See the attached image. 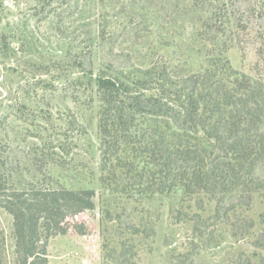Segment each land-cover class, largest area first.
I'll return each mask as SVG.
<instances>
[{
    "label": "rangeland",
    "instance_id": "1",
    "mask_svg": "<svg viewBox=\"0 0 264 264\" xmlns=\"http://www.w3.org/2000/svg\"><path fill=\"white\" fill-rule=\"evenodd\" d=\"M190 2L0 0V46L6 34L10 48L7 55L0 49V190L96 191V207L70 219L85 223L86 233L70 228L49 239L50 264L264 263V248L253 243L264 231L259 191L223 219L204 193L162 191L160 165L139 147L152 139L151 119L138 120L141 141L128 139L135 141L115 147L109 159L103 152L99 70L170 66L181 76L217 60L234 70L233 82L264 78V55L256 53L262 41L220 48L215 33L208 39L210 12L192 11ZM255 172L264 178V161ZM236 183L240 191L244 183ZM237 218L255 221L249 234L234 233ZM15 250L13 216L0 206V264H19Z\"/></svg>",
    "mask_w": 264,
    "mask_h": 264
},
{
    "label": "trees",
    "instance_id": "2",
    "mask_svg": "<svg viewBox=\"0 0 264 264\" xmlns=\"http://www.w3.org/2000/svg\"><path fill=\"white\" fill-rule=\"evenodd\" d=\"M190 3L192 11L210 12L208 39L214 35L220 48L228 49L233 42L241 46L250 38L264 44V0ZM106 26L100 37L105 38ZM1 41L0 49L7 55L6 34ZM261 44L256 51L260 59L264 55ZM210 64L181 76L172 74L170 66L118 70L111 65L99 70L95 95L100 101L99 133L106 158L115 147L120 150L121 143L141 141L145 131L138 120L151 119L155 123L152 139L148 146L139 147L146 150L151 164L160 165L161 190L183 186L186 192L204 193L216 201L214 217L223 219L239 203L251 204L253 193L259 191L264 197V178L254 176L264 161V78L236 77L233 82L229 73L234 70L217 60ZM87 74L92 75V70ZM132 137L135 140L129 141ZM236 182L244 183L240 191L233 188ZM95 197L96 191L86 187L0 190V206L13 216L19 264H50L51 237L66 234L70 228L85 234L87 225L70 219L75 221L94 209ZM198 206H204L203 198ZM231 224L235 234L246 235L255 221L237 218ZM253 243L264 248V231Z\"/></svg>",
    "mask_w": 264,
    "mask_h": 264
}]
</instances>
